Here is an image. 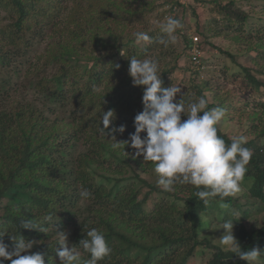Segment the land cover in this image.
<instances>
[{
    "label": "trees",
    "instance_id": "obj_1",
    "mask_svg": "<svg viewBox=\"0 0 264 264\" xmlns=\"http://www.w3.org/2000/svg\"><path fill=\"white\" fill-rule=\"evenodd\" d=\"M193 1L203 2L208 10L204 25ZM249 1L0 0L9 20L0 25V231L9 251L15 247L10 235L21 234L25 240L35 241L30 252L46 253L45 264H60L54 259L61 248L57 230L66 234L67 244L77 249L83 261L88 254L79 242L88 230L96 228L112 249L111 255L98 264H189L200 249L211 252L209 264H247L230 250L200 238L203 218L219 205L214 201L218 197L205 205L195 197L197 189L187 184L175 185L172 192L163 191L156 183L154 162L135 156L136 150L129 146L125 147L127 155L123 145L114 149L115 141L107 133L124 125L125 131L114 135L118 142L128 140L135 132L134 118L143 110V88L134 86L128 74L131 58L157 59L162 86L169 87L176 85L172 76L189 51L191 60L188 69H183L189 77L176 101L184 98L187 104L203 96L209 109L219 107L228 113L224 101H209V84L198 82L202 68H190L194 44L188 31L195 29L209 42L233 29L234 39L246 43L247 51L264 56V16L260 17L263 24L251 29L249 22L254 16L239 7V2ZM169 15L181 19L183 27L176 33V43L164 47L158 43L165 35L159 25ZM49 29L56 40L45 56L30 62L24 74L31 77L29 86L19 85L13 80L22 74L33 37H43ZM137 31L147 32L153 43L138 47L134 37ZM28 34L33 35L32 40ZM218 52L223 59L236 60L225 48L219 47ZM83 60L94 62L96 69L83 66ZM224 65L223 71L231 68L229 75L244 77L257 90L264 87L251 69L238 64L237 72ZM50 66L53 69L48 70ZM259 72L264 74V68ZM28 87L29 100L15 94ZM263 103L258 101L254 110L244 112L247 120L252 118L263 126L258 130L252 124L243 134L247 138L244 146L252 151L242 182L244 190L224 200V220L234 222L242 250H264V223L253 230L243 223L258 209L264 210ZM31 105L33 108L26 107ZM108 110H114L116 116L109 129H104L100 117ZM186 119L182 114L181 120ZM218 135L226 144L231 143L219 128ZM85 188L92 193L88 199L80 196ZM235 210L241 213V220L230 217ZM48 215L52 220L44 225L46 233L20 228L24 219L43 224ZM135 252L138 254L134 256Z\"/></svg>",
    "mask_w": 264,
    "mask_h": 264
},
{
    "label": "clouds",
    "instance_id": "obj_2",
    "mask_svg": "<svg viewBox=\"0 0 264 264\" xmlns=\"http://www.w3.org/2000/svg\"><path fill=\"white\" fill-rule=\"evenodd\" d=\"M182 27L181 19L167 16L165 22L159 25L165 35L158 43L164 47L175 44L176 33ZM134 37L136 43H153V38L144 31L135 32ZM128 74L134 86L143 88V110L135 116V132L130 134L128 140L118 142L114 135L116 132L123 133L124 125L111 128L107 134L115 141L112 147L115 149L123 145L125 152V147L129 146L136 150L135 156H143L144 161L154 162L157 186L165 192L174 191L177 184L192 185L197 189L195 197L205 205L213 198L218 197L224 201L239 193L252 151L244 146L247 143L244 135L233 136L230 144H226L218 135L217 125L224 119L225 110L219 107L209 109L208 101L203 96L187 104L184 98L177 102L176 97L181 93V88L172 84L169 87L162 86L159 61L155 58H131ZM182 114L187 116L186 120H181ZM115 116L114 110L102 113L100 123L104 129H109ZM141 133H146V136L142 138ZM80 196L88 199L92 193L85 188ZM220 206L226 207V204L221 203ZM51 220V215L44 218L43 224L35 223L33 219H24L20 228H37L46 233L47 227L44 225ZM220 228L225 230L219 238L221 245L247 261V264H258L264 256V250L256 247L242 250L233 234L232 220H224ZM56 232L61 241L58 243L61 248L57 251L60 264H98L111 255L112 249L105 235L96 228L88 230L86 238L79 242V246L88 254V258L83 261L77 249L67 244L66 234ZM3 236L4 232L0 231V262L7 260L11 264H45L46 253L30 252L35 241L25 240L21 234H11L10 239L15 247L9 251Z\"/></svg>",
    "mask_w": 264,
    "mask_h": 264
},
{
    "label": "rangeland",
    "instance_id": "obj_3",
    "mask_svg": "<svg viewBox=\"0 0 264 264\" xmlns=\"http://www.w3.org/2000/svg\"><path fill=\"white\" fill-rule=\"evenodd\" d=\"M193 6L198 9V13L200 16L201 24L204 25L206 16L209 15L208 10L206 9L205 4L203 2L193 1ZM239 7L242 9L244 8L246 11L250 12L254 18H252L249 22V26L252 29L259 27V25H262V21L260 19L261 16H264V0H251L249 2L241 3L239 2ZM170 10V8H167ZM64 14H66V11H63ZM175 16L178 17L177 13L173 10L172 12ZM8 14L7 9L0 8V25H5L9 23V20L6 19V16ZM62 17V15H61ZM188 19L193 23L196 22L197 19H194L192 16L188 15ZM153 24H156V21H153ZM157 26V24L155 25ZM50 31V29H49ZM254 31V30H252ZM255 33V31H254ZM189 38L199 37V43L198 47L201 48V59H200V65L190 64V68L193 70L197 68L201 69V77H199L198 82L204 81L207 82L210 86L209 95V101L210 102H218L224 101L225 104H228V113L225 114L224 119L217 125V128H219L224 134L228 135L230 138L236 135H243L246 132L250 130L252 127V124L258 127V130L262 129V125H260V121L257 120L248 119L245 111L248 109L254 110L256 107V103L258 101L264 102V87L257 90L252 87V85L249 83V81L244 77H237V76H231L229 75V70L231 71V68H228V71H223L225 69V65L227 63V66L234 67L237 72H239L238 64H241L242 66L251 69V74L256 76L261 82H264V74L260 73L259 71L264 68V56H258L257 51H247L248 46L244 42H237L233 36H235V32L232 29L229 33H224L221 37L218 38H211V41H206L204 38L196 33L195 29H191L188 31ZM31 34L27 35V38L32 40ZM264 37V36H263ZM257 39V37H256ZM56 38L51 35V31L48 32L43 37H39L38 39H35L33 37V48L29 52V57H26V59L23 62L22 67V74L21 76L15 75L14 80L19 85L24 86L25 84L29 86V82L31 80V77L24 76L26 70L30 66V62L36 63L38 57L45 56L46 50L48 46L51 44V42H54ZM193 42L194 40L191 39ZM212 42V43H211ZM138 47L143 48L145 47V43H137ZM225 48L226 50L232 52L236 56L237 62L232 61L230 58L223 59V56L218 52V48ZM123 51L125 54H127V50L124 48ZM122 51V53H123ZM121 53L120 56H123ZM256 59V61H254ZM44 60V59H43ZM189 58V51L188 55L181 58L179 60V66L180 70H177L174 72V75L172 76L173 84L178 85L181 90L183 89V82L186 78L189 77V73H185L183 69H188V65L190 63ZM83 66H90L94 67V62L86 63V60H83ZM105 61L109 62L110 59H106ZM205 62V63H204ZM33 63V64H34ZM41 64V61L39 62ZM204 63V65H203ZM207 67V68H206ZM53 69V66H50L48 70ZM96 69V68H95ZM232 72L233 68H232ZM242 72V70L240 71ZM31 91L29 90V87L27 89H20L18 93V96L21 98L26 96V100L30 99L29 94ZM13 94V95H15ZM16 97V96H15ZM31 103V102H30ZM27 103H25L26 105ZM264 104V103H263ZM27 108H33L31 106H26ZM75 107V106H74ZM72 108V110L74 109ZM1 108H3L1 106ZM29 115L31 113H28ZM251 121V122H250ZM248 128V129H247ZM247 129V130H245ZM138 172L142 174L143 176H147L143 174L144 172L137 168ZM142 172V173H141ZM131 175V174H129ZM128 175V176H129ZM243 185L241 184V191H243ZM247 190V189H246ZM241 191L239 193H241ZM10 199L3 200L5 203L9 202ZM219 203V205H215V207L212 208V210L203 218L204 224L203 228L201 230L200 238L201 240L206 239L207 241H211L217 246H220L223 250L228 251L227 248H225L223 245H221L219 238L224 234V229L220 228L223 221H224V215L223 209H226V207H221L220 204L224 203V201L220 200H214ZM227 206V205H226ZM2 212L0 211V223H2ZM231 218L236 220H241L242 215L238 210H235L234 214L230 215ZM243 223L245 224L246 228L249 230H253L257 228L258 226L262 225L264 223V210H257L256 213L252 215V217L243 219ZM233 234L237 239L236 229L235 226L233 228ZM238 240V239H237ZM239 242V241H238ZM138 252L134 253V256L137 255ZM211 252L208 249H205L203 252L198 250V252L195 254V256L190 260L189 264H209V260L211 259ZM55 261L59 260L58 255L54 258ZM258 264H264V256H262L258 262Z\"/></svg>",
    "mask_w": 264,
    "mask_h": 264
},
{
    "label": "built area",
    "instance_id": "obj_4",
    "mask_svg": "<svg viewBox=\"0 0 264 264\" xmlns=\"http://www.w3.org/2000/svg\"><path fill=\"white\" fill-rule=\"evenodd\" d=\"M182 3H187L188 0H181ZM194 40V47L192 49L191 52V56H192V61L194 62V64L196 65H200V59H201V48L198 47V43H199V37H194L192 38Z\"/></svg>",
    "mask_w": 264,
    "mask_h": 264
}]
</instances>
